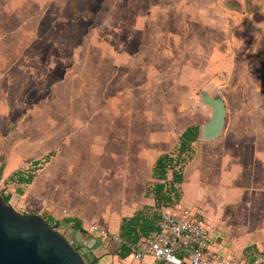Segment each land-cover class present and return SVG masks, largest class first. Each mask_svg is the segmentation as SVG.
I'll use <instances>...</instances> for the list:
<instances>
[{"label": "rangeland", "instance_id": "374dc122", "mask_svg": "<svg viewBox=\"0 0 264 264\" xmlns=\"http://www.w3.org/2000/svg\"><path fill=\"white\" fill-rule=\"evenodd\" d=\"M202 91L226 104L225 193L264 196V0H0V192L75 240L64 203L115 199L125 157L148 169L193 123L208 144Z\"/></svg>", "mask_w": 264, "mask_h": 264}, {"label": "crops", "instance_id": "0c3cea01", "mask_svg": "<svg viewBox=\"0 0 264 264\" xmlns=\"http://www.w3.org/2000/svg\"><path fill=\"white\" fill-rule=\"evenodd\" d=\"M222 134L217 139L206 140L208 144L199 151L195 147L193 160H200V166L197 165L186 171L183 195L179 205L191 210L192 219L209 227L212 234L209 253L253 260L259 252L264 251V196L225 193V187L234 185L233 182L230 184L233 176L226 172V161L216 162L213 157V151L218 149L221 140L225 139ZM138 149L141 152L133 157L132 162L128 163L129 158L125 157V164L121 169L123 171L121 191L118 192L119 194L115 193L117 195L115 199L111 198L101 206L95 201L92 207L89 205L90 201L85 205L84 199L81 204H77V207L73 208L69 203H64L66 206L62 207L69 211V214L65 215L67 216L65 224L69 225L71 231L73 229L77 231L75 240L72 241L76 243L77 240L81 253L89 255L87 258L84 256L89 264H165L157 262L152 255H146L142 260H135L131 254L122 258L118 252L117 243L112 239H103L89 230L90 225L96 223L106 227L111 234L119 235L124 217L132 216L140 205L155 203L153 198L146 196V184L153 177V165L159 155L151 158L147 169L143 148ZM202 186L211 188L207 191L210 195ZM200 189L206 192L204 197L209 198L208 202L215 203V210L203 208L204 199L200 195ZM225 202H228L227 207L223 205ZM239 202H247L248 205L242 206ZM238 209H243L242 212L247 214L238 215L240 213ZM227 211L233 215L230 219H227ZM50 214L53 217V223L61 224L62 215ZM77 225H81L84 231H81Z\"/></svg>", "mask_w": 264, "mask_h": 264}, {"label": "water", "instance_id": "95a60500", "mask_svg": "<svg viewBox=\"0 0 264 264\" xmlns=\"http://www.w3.org/2000/svg\"><path fill=\"white\" fill-rule=\"evenodd\" d=\"M203 102L212 108L203 126L205 140L224 131L226 104L219 95L202 91ZM0 264H89L84 255L61 231L39 213L23 214L0 192Z\"/></svg>", "mask_w": 264, "mask_h": 264}, {"label": "trees", "instance_id": "16d2710c", "mask_svg": "<svg viewBox=\"0 0 264 264\" xmlns=\"http://www.w3.org/2000/svg\"><path fill=\"white\" fill-rule=\"evenodd\" d=\"M200 136L201 125L199 123L189 124L180 134L175 150L165 152L157 157L153 165L152 180L154 183L150 188L146 187V196L153 198L155 203L140 205L132 216L123 218L119 232L123 241L118 244V252L122 258L131 254L133 245L149 236L152 231L159 229L164 207L169 208L181 201L185 170L194 159L195 143ZM12 178L17 183L30 184L34 180V175L27 176L24 172L18 171ZM22 191L20 189V192ZM4 196L10 202L11 196L5 194ZM47 220L54 227H58V223H53V217H48ZM77 226L81 231H84L81 225ZM74 245L76 246L75 243ZM76 247L81 252V247ZM84 256L89 257L88 254H84Z\"/></svg>", "mask_w": 264, "mask_h": 264}, {"label": "built area", "instance_id": "2783aa9c", "mask_svg": "<svg viewBox=\"0 0 264 264\" xmlns=\"http://www.w3.org/2000/svg\"><path fill=\"white\" fill-rule=\"evenodd\" d=\"M62 212L69 214L67 209ZM57 229L61 231L59 226ZM89 230L117 244L123 241L119 235L111 234L106 227L96 223L91 224ZM211 242L209 227L192 219L190 209L171 207L162 212L159 229L132 246L131 256L142 260L146 255H152L157 262L165 264H264V251L253 260L221 256L209 253Z\"/></svg>", "mask_w": 264, "mask_h": 264}]
</instances>
